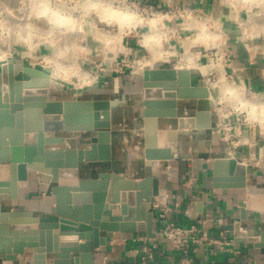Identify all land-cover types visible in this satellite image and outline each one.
<instances>
[{
  "label": "water",
  "instance_id": "water-1",
  "mask_svg": "<svg viewBox=\"0 0 264 264\" xmlns=\"http://www.w3.org/2000/svg\"><path fill=\"white\" fill-rule=\"evenodd\" d=\"M47 74L0 65V264H20L24 256H29L28 264H94V250L105 246L111 233L155 238L151 206L159 197L160 180L153 176L152 164L176 159L164 140L176 144L186 131L212 128L210 108L180 115L181 102L209 98L207 87L192 86L187 70H143L139 118L144 177L133 181L101 172L83 178L84 166L112 161L116 105L114 100H52ZM163 81L170 83L161 90ZM164 120L174 121L175 129H160ZM210 171L214 190L247 187L246 167L234 159H214ZM29 173L47 186L53 202L49 212L3 211L5 200L18 199V185ZM238 208L239 221L221 230L235 248L247 237L264 254V231L254 236L242 230L244 201ZM191 209L194 220L202 203L192 202Z\"/></svg>",
  "mask_w": 264,
  "mask_h": 264
},
{
  "label": "rangeland",
  "instance_id": "rangeland-1",
  "mask_svg": "<svg viewBox=\"0 0 264 264\" xmlns=\"http://www.w3.org/2000/svg\"><path fill=\"white\" fill-rule=\"evenodd\" d=\"M120 1L0 0V65L13 63L19 69L29 67L49 72L50 68L54 69L52 64L57 63L67 72L61 74L60 79L68 83L62 87L51 82V97L52 93L73 97L76 91L89 89L100 80L112 81L114 87H118L119 76L138 79L141 73L137 70L143 68L142 60L150 58L149 49L157 53L170 52L175 57L166 60H172L169 64L155 59L149 66H172L178 62L175 67L190 69L195 65V69L205 71L203 81L212 84H218L223 77L225 84H218L219 89L212 90L213 124L218 122L217 116L229 114L226 122L232 121L234 116L241 130L251 129L248 133L245 128V138L264 142V99L256 96V90L237 83L230 70L234 33L249 59L264 60V0H214L235 13L229 20L236 32H227L224 22L215 14L197 7L176 5L199 12L207 20L206 25H202L191 16L192 30L188 31L182 20L175 18L172 27L177 33L170 35L158 30L161 18L150 16V7L154 12L163 8L151 1ZM183 45L188 54L180 49ZM43 56L52 57L51 67L42 64ZM197 69L192 72L198 74ZM76 70L80 71L79 79L74 76ZM84 75L89 76L88 80L81 81ZM212 128L216 130L214 125Z\"/></svg>",
  "mask_w": 264,
  "mask_h": 264
},
{
  "label": "crops",
  "instance_id": "crops-1",
  "mask_svg": "<svg viewBox=\"0 0 264 264\" xmlns=\"http://www.w3.org/2000/svg\"><path fill=\"white\" fill-rule=\"evenodd\" d=\"M137 2L151 1L159 8L172 5H185L197 7L208 11L210 15L215 14L218 19L224 22L223 26L227 32L235 31L236 27L230 22L234 16L233 11L224 8L221 3L214 0H135ZM235 15V13H234ZM236 32V31H235ZM233 61L230 70L237 83L242 84L249 90H256L258 95L264 97V60L253 61L247 57L241 41L237 36H232ZM128 50V49H126ZM129 51V50H128ZM171 67V66H170ZM169 66H150L149 68H170ZM185 68V67H184ZM190 68L195 69L194 66ZM200 70L202 73L205 71ZM119 85L114 87V83L99 81L94 83L89 89L71 97H63L58 93H52V100H117L114 108L115 125L113 128V157L110 163H98L83 167V178H96L101 172H111L122 177L139 181L144 177V163L142 157V125L139 118L141 107V76L136 79L132 77L119 76ZM192 86H203V79L199 74L190 70ZM115 82V79L113 80ZM118 82V81H117ZM115 82V84L117 83ZM51 83V82H50ZM170 82H161V90ZM65 92V91H64ZM69 95L68 93H66ZM201 108V101H184L180 103V115L185 117L193 116L194 112ZM212 115V125L214 115ZM175 122L164 120L159 128L165 130L175 129ZM251 132L250 128L244 127L243 131ZM250 135V134H249ZM165 145L172 149L176 159L172 162L152 164L151 172L154 177L160 180L159 197L153 205L165 203L170 212L166 220L172 221L176 225L188 226L194 224L196 217L205 218V223L199 226L200 231H205L211 236L224 235L229 237L227 232L221 227L239 221L238 202L246 203L247 218L241 223L242 230L247 234L257 236L264 231V171L260 169L247 168V187L245 189H212L211 163L214 159L223 158L229 151L233 157L241 161L245 156V165H250L258 156L264 155V142L256 140L255 145H249L231 150L227 144L219 141L217 131L213 128L207 131H186L178 136V143L164 140ZM248 162V163H247ZM168 167V169L166 168ZM191 180V183L189 181ZM185 185V186H183ZM18 199L16 201L5 200L3 211H31L33 214L47 213L53 206L49 197L47 186L39 185L33 174H28L27 181L18 185ZM251 196V197H250ZM202 203V213L196 214L195 219H191V203ZM254 207H249L248 203ZM157 211L154 210V213ZM162 221H154L153 231L157 234ZM145 237L144 234L121 235L111 233L105 239V246L94 250V264H138L132 251L140 249L141 244L134 240ZM73 239V238H72ZM157 247L153 251V261L149 264H171L179 259H183L181 264H208L209 259H214L211 252L208 255L196 254L191 256V261H187L177 252L173 251L169 244L159 235L154 238ZM78 244L84 243L78 240ZM239 252L236 256L237 264H264V254L253 247L247 241V237L239 242V247L235 248ZM228 255L219 253L217 261L229 263ZM20 264H28L29 256L20 257ZM153 262V263H152Z\"/></svg>",
  "mask_w": 264,
  "mask_h": 264
},
{
  "label": "built area",
  "instance_id": "built-area-1",
  "mask_svg": "<svg viewBox=\"0 0 264 264\" xmlns=\"http://www.w3.org/2000/svg\"><path fill=\"white\" fill-rule=\"evenodd\" d=\"M121 1L122 3L124 2L123 0ZM149 10L151 17L158 16L159 18H161L159 22L160 24H158L157 26L158 30L164 31L168 35L177 33V30H175V28L172 27L173 26L172 22L173 19L175 18H179L180 20H182L184 28H186L188 31L192 30V27L190 25L193 18L201 21L202 25H206L207 18H204V16L199 12L193 11L185 6L170 5L162 9V11H165L164 14L162 11L160 12L152 11L153 10L152 7H150ZM191 16L193 18H191ZM180 49L183 50V53L186 52L188 54V49H186L184 45ZM170 61L172 60L166 61L167 62L166 64H169ZM177 63L178 62H176V64ZM176 64L169 67L177 70V67H175ZM198 72L201 79L204 80V77L206 75H204L200 70H198ZM115 82H117V78L115 79ZM203 82H204L203 86L206 87L208 83L205 81ZM250 95H252V98L254 97L253 96L254 94H250ZM256 96L258 98L264 99L263 97H260L258 94ZM219 116L220 117L217 116L218 122L215 123L214 126L217 131L220 142L227 144L231 150H237L239 148L249 146L250 144L252 146L255 145L256 140L251 141L250 139L245 138L246 134L244 133L243 129L242 130L240 129V123H238V121L235 120L234 116L231 117L232 121H227V122L226 119H230L229 114L228 115L225 114L224 116L222 115ZM245 121H247V119L246 120L244 119V122ZM223 158L236 160L230 151L226 153V156ZM236 161L243 164V162L247 161V158L244 156L241 161L238 160ZM249 164L250 165H244V164L243 165L251 169H260L261 171H264V155L258 156ZM166 168L168 169V167ZM189 183H191V180L189 181ZM151 210L153 211V213L154 210L157 211L156 213H154L155 221L158 220L163 222V224L159 227L157 234L155 233V237L156 235L157 236L159 235L165 242L169 244V246L173 251L177 252L184 259H187V261L189 260L191 261L192 259L191 256L193 255L200 254L206 256L211 252L214 259H209L207 261L208 264H225L224 262L216 260V257L219 253H224L228 255L229 263L226 264H237L236 256L239 254V252L237 251V249H235L232 238L226 237L224 235L211 236L207 232L199 230V226H202L205 223V218L196 217L194 224L188 226H181V225H176L172 221L166 220L167 214L170 212V209L165 203H162L161 205L158 204L152 205ZM134 242L141 244L140 249H136L132 251L135 259H137L138 261L137 263L149 264L151 261H153L154 259L153 251L157 247V243L155 239L154 238L148 239L147 237L146 238L139 237L135 239ZM182 261L183 259H179L178 261L172 262L171 264H181Z\"/></svg>",
  "mask_w": 264,
  "mask_h": 264
},
{
  "label": "bare ground",
  "instance_id": "bare-ground-1",
  "mask_svg": "<svg viewBox=\"0 0 264 264\" xmlns=\"http://www.w3.org/2000/svg\"><path fill=\"white\" fill-rule=\"evenodd\" d=\"M130 20H133V17H131L130 18ZM35 35V34H34ZM145 41V40H144ZM147 49H148V47H147ZM58 50V49H57ZM149 52H148V54L150 55V58L148 57V59H146V60H142V62L144 61V65L142 64V66L141 67H143V68H140L139 70H137V73H141L143 70H145V69H150L149 67V65H151V63H152V61H154L155 59H159V60H162V61H166L167 59H169L170 57L172 58L173 56L175 57V54H173V53H170V52H162V51H159V53H157V52H154V50H152V49H149L148 50ZM142 59H144V58H142ZM32 60V59H31ZM40 60H41V62H42V64H45V65H48V68L49 67H51V60H52V57L50 56V57H47V56H43V57H41L40 58ZM34 61V60H33ZM53 66H54V69L53 68H50V70H49V72H48V79H49V82H55V83H57V84H59V85H61L62 87L64 86V84H67L68 82H64V80L62 81L60 78L61 77H63V76H61V74H63V75H65V74H67V72H63V70L65 71V69H64V67H62V66H60L59 64H57V63H55V64H52ZM56 66V67H55ZM64 66V65H63ZM190 65H186V67H189ZM33 69H35V68H33ZM66 69H68L67 67H66ZM73 69V68H72ZM75 69V68H74ZM177 69H183V70H187V71H189L190 72V70L191 71H193V69L194 68H190V69H187V68H184V67H178L177 66ZM14 70H15V72L16 71H19L20 69H19V67H17V66H15L14 65ZM35 70H38V69H35ZM38 71H41V70H38ZM69 72V71H68ZM67 76V75H66ZM65 76V77H66ZM74 76H75V78H77V79H79L80 77H81V74H80V71L79 70H76L75 71V73H74ZM85 77H83L84 79L83 80H81V81H86V80H88V79H86V77L88 76V75H84ZM89 77V76H88ZM65 79V78H64ZM67 79V78H66ZM93 79V78H92ZM95 79V78H94ZM79 80V81H80ZM91 81V80H90ZM218 84H225V80H224V78L223 77H221V79L219 80V82H218ZM218 84H212V83H208L207 84V89L209 90V98L207 99V100H204V101H201V106H202V108L203 109H208V106L211 104V102H212V90L213 89H219V87H218ZM69 86V85H68ZM229 89V88H228ZM77 92V91H76ZM75 92V93H76ZM79 93V92H78ZM113 104L114 105H116L117 106V100L116 101H114L113 102ZM244 165H245V163H243ZM251 197V196H250ZM248 206L250 207H254L253 205H251V203L249 202L248 203Z\"/></svg>",
  "mask_w": 264,
  "mask_h": 264
}]
</instances>
